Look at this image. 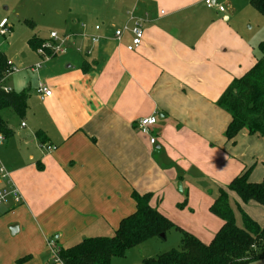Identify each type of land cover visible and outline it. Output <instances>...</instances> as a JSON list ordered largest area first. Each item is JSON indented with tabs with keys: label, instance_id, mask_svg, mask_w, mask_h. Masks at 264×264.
Wrapping results in <instances>:
<instances>
[{
	"label": "crops",
	"instance_id": "obj_1",
	"mask_svg": "<svg viewBox=\"0 0 264 264\" xmlns=\"http://www.w3.org/2000/svg\"><path fill=\"white\" fill-rule=\"evenodd\" d=\"M203 4L118 0L113 12L119 25L97 26L100 40H90L92 54L81 61L66 58L55 67L50 63L41 83L52 96L42 100L36 89L40 103L28 122L22 119L14 129L2 117L10 110L1 112L13 134L0 145V160L23 202L0 207V264H62L54 262L49 241L67 249L85 239L112 237L137 209L134 192L160 199L176 194L175 185L184 179L180 174L193 173L192 166L216 178L214 186H226L247 165L264 161V138L242 131L229 142L231 118L217 106L231 82L257 63L256 46L236 24L231 4L223 12L222 6ZM130 12L145 30L135 52L127 50L131 33L114 37L116 30L132 26ZM69 34L71 50L80 37ZM153 116L155 137L166 139L180 169L164 165L162 153L158 163L154 150L161 145L139 131V121ZM255 176L264 178V164ZM162 202L152 204L161 213ZM242 208L264 225L256 219L264 217L263 207ZM13 225L18 229L12 234ZM222 226V220L211 226L209 241Z\"/></svg>",
	"mask_w": 264,
	"mask_h": 264
},
{
	"label": "rangeland",
	"instance_id": "obj_2",
	"mask_svg": "<svg viewBox=\"0 0 264 264\" xmlns=\"http://www.w3.org/2000/svg\"><path fill=\"white\" fill-rule=\"evenodd\" d=\"M117 1L0 0V25L4 22L7 28L10 29L7 36L0 38V52L5 54L7 60L13 62L14 66L20 71L12 74L6 85L16 93L24 89H30V97L24 118L11 110L2 114L3 119L7 121L10 127L18 129L22 119L28 122L31 110L39 106L40 102L36 95V89L43 79L45 81L46 71L52 65L51 62H54L53 67H55L57 62L66 58L83 60L87 51L92 54L89 45L91 37L98 34L97 26L104 25L115 28L119 25L114 20L113 12V9L117 7ZM215 1L216 7L222 6L227 11L230 10L229 4L233 6L236 12V24L240 27L242 33L254 43L260 59L261 46H264V18L252 8L251 0ZM203 3V6L206 7L204 0ZM99 29L101 30V28ZM70 32L79 36L80 39L77 42L82 41V44L76 42L75 47H71V50H68L67 53L51 59H47L44 55L34 51L29 44L31 40L38 39L40 43L38 50L43 49L44 53L48 54L51 50L45 48V44L55 42L56 45H61L62 41L70 35ZM52 33L58 35V40L54 41L51 38ZM67 46L69 47V45ZM40 63L43 67L38 71L39 73H36L33 69ZM60 63L62 64V62ZM156 139L158 144L161 145L160 151L154 150L157 162H160L158 155L162 153L160 158L164 165L171 166V169H180L177 166V161H174L170 155L172 147L167 146L166 139L164 138L162 142L159 135L156 136ZM174 150L175 152L180 151L179 149ZM244 164H247V162L244 161ZM263 164L264 161L256 160L254 164L247 165V169L251 170L250 180H259L252 182L259 183L263 180V177L261 179L255 176L256 171L263 167ZM191 170L193 173L189 175L180 174V177H184V179L179 180L175 185L176 194L164 193L161 211L175 225L190 232L198 239L209 243L210 239H208L207 234L211 226L220 223V220L209 212V200L217 196L220 188L227 185L214 186L212 183L217 181L216 178L193 168V166ZM179 185L182 186L183 193L179 191ZM189 188L191 189L188 194V203L181 208L180 206L187 198V189ZM235 202H237V197L234 195L231 198L233 207H235ZM261 210L264 211V208ZM235 215L237 225L242 226L240 213L236 211ZM256 219L259 222H264L263 215H257ZM181 241V233L170 230L166 233L165 238L152 237L141 246L131 249L125 258L114 259L112 264H143L144 259L155 258L173 249H180ZM252 264H264V258L255 260Z\"/></svg>",
	"mask_w": 264,
	"mask_h": 264
},
{
	"label": "trees",
	"instance_id": "obj_3",
	"mask_svg": "<svg viewBox=\"0 0 264 264\" xmlns=\"http://www.w3.org/2000/svg\"><path fill=\"white\" fill-rule=\"evenodd\" d=\"M250 4L264 18V0H251ZM29 44L38 52V39L31 40ZM7 63L5 54L0 52V78L8 69ZM28 99V90L19 93L0 91V134L5 138L13 132L2 119L1 112L12 110L24 118ZM217 106L231 118L225 132L229 142L234 143L242 131L264 138L263 45L257 63L242 77L231 82L218 99ZM250 174L251 170L247 169L229 185L220 188L209 210L222 220L223 226L209 243L175 225L153 206L154 200L157 205L162 201L154 193L134 192L132 197L137 209L121 221L112 237L85 239L73 247L59 249V259L62 264H112L114 259L125 258L131 249L141 246L148 239L166 236L168 231L176 230L182 235L180 249L144 259L143 264H252L264 258V225L252 219L243 210L242 204H256L264 208V178L255 183L250 180ZM233 194L240 201L235 202V207L231 203ZM187 203L186 198L180 207H185ZM236 211L241 215L242 226L237 225Z\"/></svg>",
	"mask_w": 264,
	"mask_h": 264
},
{
	"label": "built area",
	"instance_id": "obj_4",
	"mask_svg": "<svg viewBox=\"0 0 264 264\" xmlns=\"http://www.w3.org/2000/svg\"><path fill=\"white\" fill-rule=\"evenodd\" d=\"M206 5L208 7H212L215 5V3L213 0H206ZM219 10L223 12L224 8L219 7ZM129 19H130V23L131 22L133 23L132 26L129 27V25H125L123 28L116 30L114 33V37L117 40H121L126 33H131L132 39H131V43L127 46V50L130 52H135L142 46L144 35H145V30L143 26V21L137 18L134 12L129 13ZM0 28H1L0 38L5 37L10 33V29L7 28L4 22L0 25ZM99 28L100 27H96V30H99ZM51 38L54 41H56L58 40V35L56 33H52ZM70 38H71L70 35L67 36L62 41L61 45H56L55 42L46 43L45 48L51 50L50 54L49 53L45 54L43 49L38 50V53L40 55H44L47 59H51L49 55H51V57H54V56H58L61 54H65L68 52L67 45H70ZM99 40L100 38L98 36L91 38V42L93 44L98 43ZM87 55H90V51H87ZM7 64H8L7 71L5 72L4 76L0 78V91H4L5 93H12L14 90L11 87H8L6 85V81L12 74L18 72L19 70L17 67L14 66L13 62L8 61ZM41 68H42V64L40 63L33 70L37 72ZM37 93L39 94L42 100H44L47 97L52 96L51 89L46 84H43V83H40L37 89ZM156 124H157V117L155 116L143 118L138 123L139 131L142 134L150 137V143L152 145H155L156 143V137L153 133V129L156 126ZM22 125L25 126V124H22ZM4 140H5V137L0 134V145L4 142ZM54 149H55L54 147H47V150L49 151L54 150ZM0 181L3 183V187L0 189V207L1 206L13 207V206L20 205L23 202V197L19 189L15 186L13 181L10 179V175L8 171L6 170V168L4 167L1 160H0ZM48 244L52 252L54 262L61 263L59 256H58L59 249L55 241L50 240Z\"/></svg>",
	"mask_w": 264,
	"mask_h": 264
},
{
	"label": "water",
	"instance_id": "obj_5",
	"mask_svg": "<svg viewBox=\"0 0 264 264\" xmlns=\"http://www.w3.org/2000/svg\"><path fill=\"white\" fill-rule=\"evenodd\" d=\"M179 191H180V192H183V188H182L181 185H179ZM17 229H18L17 225H13V226L10 227V231H11L12 234H13L15 231H17ZM160 237L165 238V235H161Z\"/></svg>",
	"mask_w": 264,
	"mask_h": 264
}]
</instances>
